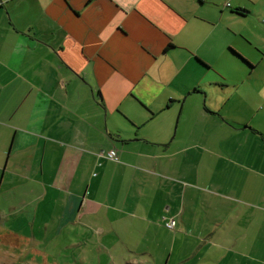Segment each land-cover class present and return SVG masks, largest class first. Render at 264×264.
<instances>
[{
    "label": "crops",
    "instance_id": "1",
    "mask_svg": "<svg viewBox=\"0 0 264 264\" xmlns=\"http://www.w3.org/2000/svg\"><path fill=\"white\" fill-rule=\"evenodd\" d=\"M254 5L0 0V231L76 235L84 261L264 264V130L230 109L264 103Z\"/></svg>",
    "mask_w": 264,
    "mask_h": 264
},
{
    "label": "rangeland",
    "instance_id": "2",
    "mask_svg": "<svg viewBox=\"0 0 264 264\" xmlns=\"http://www.w3.org/2000/svg\"><path fill=\"white\" fill-rule=\"evenodd\" d=\"M251 2L255 3L256 12L252 13L251 18L247 17L249 21L253 23V19L260 21L264 24V0H251ZM251 7L253 6L250 3ZM257 33L263 37L264 39V31H257ZM259 52L256 50L255 54H261V50L257 48ZM218 58V56H217ZM228 64V60L221 57L220 59H215L216 67L222 71L227 73L231 71V67L225 69ZM260 75L257 76V82L262 86L263 95H264V64L259 67ZM232 72V71H231ZM214 79L221 85L224 83L222 80V75L217 71H213ZM264 102V96H261ZM249 103L251 106L250 109H245L244 112L247 114L244 116V112L240 110V108H230L231 111H234V114L237 117L248 118L253 117V123L258 127H261L264 130V103L258 106L256 109L254 107V101L250 100ZM249 101V102H250ZM204 105V103H203ZM199 105L191 103L185 104L184 107V115L189 116L193 120V129L194 130H205V132L214 131L216 128L215 124H209L207 126L198 124L195 120H200L199 117ZM181 113V106L178 107L179 116ZM166 113L164 115H168ZM162 115V116H164ZM254 115V116H253ZM177 120V117H176ZM175 120V121H176ZM215 120V119H214ZM202 123V121H201ZM177 126V124H176ZM175 126V127H176ZM184 127H189L188 124H185ZM218 136V135H217ZM29 236L25 235L22 237H16L15 235L8 232L0 231V264H67V260L71 262V264H122L121 256L126 255L129 256L131 253L129 252H115L111 250H107L106 248L98 251V249H92L86 251L87 259L84 261L82 257H80L79 250L74 247H64V245L68 244L74 238H77L76 235L71 236H56L55 240H48L41 242L40 240L33 241ZM30 239V240H27ZM68 242V243H67ZM93 246V244H92ZM96 247V246H94ZM71 249V250H70ZM142 257V256H140ZM84 261V262H83ZM159 264L161 260L158 261ZM125 264V263H123ZM148 264V263H146Z\"/></svg>",
    "mask_w": 264,
    "mask_h": 264
},
{
    "label": "built area",
    "instance_id": "3",
    "mask_svg": "<svg viewBox=\"0 0 264 264\" xmlns=\"http://www.w3.org/2000/svg\"><path fill=\"white\" fill-rule=\"evenodd\" d=\"M105 157H107L108 159H111V160H115V161H118V154H117V151L115 149H111L109 151H107L106 153L103 154ZM166 226L169 227V228H174L175 227V224H176V221L174 218H170L169 220H167L165 222Z\"/></svg>",
    "mask_w": 264,
    "mask_h": 264
},
{
    "label": "trees",
    "instance_id": "4",
    "mask_svg": "<svg viewBox=\"0 0 264 264\" xmlns=\"http://www.w3.org/2000/svg\"><path fill=\"white\" fill-rule=\"evenodd\" d=\"M243 11H246V10H243Z\"/></svg>",
    "mask_w": 264,
    "mask_h": 264
}]
</instances>
